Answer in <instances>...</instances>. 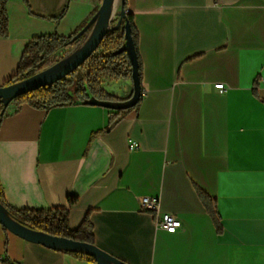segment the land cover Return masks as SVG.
I'll return each instance as SVG.
<instances>
[{"label":"crops","instance_id":"0c3cea01","mask_svg":"<svg viewBox=\"0 0 264 264\" xmlns=\"http://www.w3.org/2000/svg\"><path fill=\"white\" fill-rule=\"evenodd\" d=\"M101 4L8 0L0 87L33 39L84 32ZM127 11L140 35L139 107L109 130L117 111L102 106L11 104L0 126L8 204L66 209L72 229L88 217L96 246L126 264H264V0H129ZM103 88L119 99L134 94L132 79H104ZM199 190L215 200L220 231ZM142 197L158 198L159 210H142ZM165 214L183 228H158ZM0 258L97 264L1 223Z\"/></svg>","mask_w":264,"mask_h":264},{"label":"trees","instance_id":"16d2710c","mask_svg":"<svg viewBox=\"0 0 264 264\" xmlns=\"http://www.w3.org/2000/svg\"><path fill=\"white\" fill-rule=\"evenodd\" d=\"M8 0H0V38L9 36ZM129 0H125L124 8L128 10ZM118 21V20H117ZM116 21V23H117ZM126 21L131 26V39L137 57L138 74L141 85L139 102L129 109L115 110L111 114L109 130L123 119L131 110L138 108L142 100L143 64L139 53L140 35L136 28L134 17L128 11L126 20L120 29L115 30L104 38L101 46L77 70L72 72L62 81L48 87L40 88L17 98L12 104L20 107L28 104L36 109L50 110L55 107L91 105V100L109 104H126L133 95L127 99H119L108 94L103 88V80H128L132 79V64L127 50L121 51L127 44ZM115 23V25H116ZM80 32L64 38L57 35L42 36L33 39L26 47L20 65L15 75L3 86L19 83L35 74H38L61 60H56V55L76 44L75 37ZM114 110V109H111ZM8 112L0 101V126ZM199 195L208 213L211 215L217 230L220 231V216L215 200L199 190ZM72 203L75 199H70ZM0 203L9 211L11 216L21 225L39 232L53 236L65 237L76 241L95 244L94 228L88 217L84 219L77 229H72L69 223V212L63 208L51 210H17L10 206L5 198L3 187L0 184ZM78 259L97 263L86 254L75 251H61ZM121 261V260H120ZM123 262V261H121ZM9 264V263H6ZM123 264H126L123 262Z\"/></svg>","mask_w":264,"mask_h":264},{"label":"water","instance_id":"95a60500","mask_svg":"<svg viewBox=\"0 0 264 264\" xmlns=\"http://www.w3.org/2000/svg\"><path fill=\"white\" fill-rule=\"evenodd\" d=\"M119 0H102V4L94 18L84 32H80L75 40L81 39L83 34L92 26V31L83 46L68 58L61 60L50 68L35 74L19 83L0 87V101L5 108L19 97L34 92L40 88L52 86L84 64L88 58L101 46L104 38L109 33L120 29L124 20H126L127 10L124 8L125 0L121 1V8L118 13V21L112 26L117 14V2ZM127 44L121 51L127 50L132 64V80L134 83L133 98L126 104H109L91 100L94 106H102L114 110H123L133 108L140 100L141 85L138 74L137 57L134 52L133 41L131 39V26L126 21ZM0 223L9 232L23 238L31 243L45 246L55 251H75L93 257L97 264H123L119 259L104 252L96 245L68 239L65 237L53 236L44 232L29 229L18 223L9 213V211L0 203Z\"/></svg>","mask_w":264,"mask_h":264},{"label":"built area","instance_id":"2783aa9c","mask_svg":"<svg viewBox=\"0 0 264 264\" xmlns=\"http://www.w3.org/2000/svg\"><path fill=\"white\" fill-rule=\"evenodd\" d=\"M216 88L221 92L225 91V84H216ZM141 208L144 211L157 212L160 201L158 198L142 197L140 199ZM157 227L171 234L179 232L183 228V222L180 218L172 214H165L162 218L157 219ZM3 261V258H0Z\"/></svg>","mask_w":264,"mask_h":264},{"label":"rangeland","instance_id":"374dc122","mask_svg":"<svg viewBox=\"0 0 264 264\" xmlns=\"http://www.w3.org/2000/svg\"><path fill=\"white\" fill-rule=\"evenodd\" d=\"M120 8H121V1L119 0L117 2V14H116V17L114 18L112 26H114L116 21L118 20V13L120 11ZM84 43H85L84 40L79 39L74 46H72V47H70V48H68L66 50L60 51L56 55L55 59L56 60H64V59L68 58L69 56L74 54L78 49H80L83 46Z\"/></svg>","mask_w":264,"mask_h":264}]
</instances>
